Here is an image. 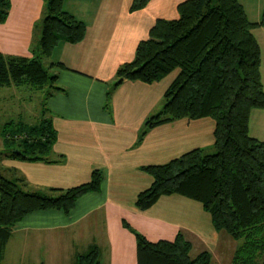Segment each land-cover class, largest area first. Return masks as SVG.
Wrapping results in <instances>:
<instances>
[{
  "label": "trees",
  "instance_id": "trees-1",
  "mask_svg": "<svg viewBox=\"0 0 264 264\" xmlns=\"http://www.w3.org/2000/svg\"><path fill=\"white\" fill-rule=\"evenodd\" d=\"M150 1L133 0L130 9L141 10ZM10 9L11 0H0V23L7 20ZM178 10V18L156 21L138 44L134 59L117 69L112 89L125 80L153 83L178 69L165 92L163 109L146 120L140 139L161 123L210 117L215 142L210 150L197 147L166 163L142 166L153 183L138 194L135 204L146 210L172 194L199 201L215 229L239 241L233 264H264V141L249 133L252 110L264 107L261 46L253 33V28L264 26V9L258 21L250 20L240 0H184ZM42 22L39 53L0 52V87H48L46 99L64 90L53 72L64 64L52 60L46 64V59L61 41L83 40L87 27L65 10L64 0H46ZM46 104L38 122L11 118L4 123L1 134L8 147L0 152L1 161L63 159L54 149L58 133ZM103 178V171L96 168L88 182L27 191L24 177L11 179L0 171V264L15 225L27 214L49 209L69 213L79 197L100 191ZM123 223L136 236L139 264L211 263L208 250L191 256L192 244L181 232L172 240L152 241L126 220ZM77 264H102L100 247L80 253Z\"/></svg>",
  "mask_w": 264,
  "mask_h": 264
},
{
  "label": "crops",
  "instance_id": "crops-1",
  "mask_svg": "<svg viewBox=\"0 0 264 264\" xmlns=\"http://www.w3.org/2000/svg\"><path fill=\"white\" fill-rule=\"evenodd\" d=\"M132 1L64 0L65 10L82 20L87 32L79 42L61 41L51 55L52 61L64 64L53 69L64 90L51 96L45 109L58 133L54 149L63 159L47 163L4 158L2 168L11 179L24 177L27 191L76 186L88 182L96 168L104 178L100 191L79 197L69 213L49 209L27 214L13 229L3 264H64L65 259L77 264L78 255L94 245L109 264H139L136 236L123 220L152 241L172 240L181 232L207 246L212 220L199 201L172 194L146 210L135 204L153 183L142 166L166 163L197 147L210 150L215 122L210 117L176 119L154 126L140 139L146 120L163 109L165 92L179 70L153 83L125 80L112 89L116 71L134 59L138 44L158 19L179 17L178 5L184 0H151L136 11L130 9ZM240 1L249 18L250 13L256 17L251 21H258L264 0ZM45 5L46 0H11L8 18L0 23V52H37ZM253 33L261 46L264 86V26ZM249 133L264 141V107L252 110ZM19 235L22 245L16 242ZM12 243L29 247L25 258L20 252L14 256Z\"/></svg>",
  "mask_w": 264,
  "mask_h": 264
},
{
  "label": "rangeland",
  "instance_id": "rangeland-1",
  "mask_svg": "<svg viewBox=\"0 0 264 264\" xmlns=\"http://www.w3.org/2000/svg\"><path fill=\"white\" fill-rule=\"evenodd\" d=\"M243 1L247 2V0ZM250 15V20H254L255 16H253L252 13H250ZM35 49L37 50V53H39L40 44L38 45V49L37 47H35ZM50 60L51 58H47L45 63L48 64ZM48 89L49 88L46 87L44 90H39L30 88L28 85L0 87V152L6 150V147H8L3 134H1L4 123L11 118L25 120L30 123L38 122L42 117L43 103L45 101L46 103L48 102V99H46V91ZM0 171H2L7 177H10L8 173H6V170H3L2 168L1 159ZM207 214L209 213L207 212ZM209 226L211 228V233L210 235L206 233L207 237L210 236L209 240H206L207 246L203 244L202 239H199L198 237H190V242L192 244L190 252L191 256L195 257L200 252L208 250L212 254V260L210 264H233V255L239 241L235 240L228 232L224 230L219 231L215 229L212 224ZM16 238V242L19 245H22L20 243V235ZM19 245L12 243L11 246L13 248V254L16 257L20 252L24 254L23 256L25 258L29 252V247H21ZM32 250L33 249H31V251ZM12 251H9L7 255L10 259V262L12 258ZM60 255L62 254H58V256ZM63 262L64 264L71 263L70 261H67V259H65ZM25 264H32V261H29ZM58 264H62V262H59ZM102 264H109L105 257L102 259Z\"/></svg>",
  "mask_w": 264,
  "mask_h": 264
}]
</instances>
